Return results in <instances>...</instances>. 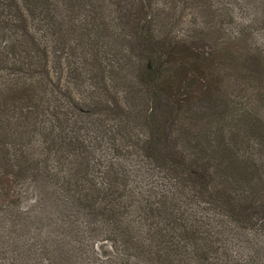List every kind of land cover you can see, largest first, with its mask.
<instances>
[{
	"label": "trees",
	"instance_id": "1",
	"mask_svg": "<svg viewBox=\"0 0 264 264\" xmlns=\"http://www.w3.org/2000/svg\"><path fill=\"white\" fill-rule=\"evenodd\" d=\"M0 264H264V0H0Z\"/></svg>",
	"mask_w": 264,
	"mask_h": 264
}]
</instances>
